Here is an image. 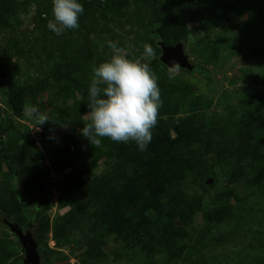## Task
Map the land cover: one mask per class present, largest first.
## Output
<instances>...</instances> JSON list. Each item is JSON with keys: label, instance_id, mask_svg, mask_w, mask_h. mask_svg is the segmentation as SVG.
<instances>
[{"label": "rangeland", "instance_id": "obj_1", "mask_svg": "<svg viewBox=\"0 0 264 264\" xmlns=\"http://www.w3.org/2000/svg\"><path fill=\"white\" fill-rule=\"evenodd\" d=\"M81 3L57 36L52 0H0V212L41 264H264V0ZM108 41L142 60L151 46L153 71L157 41L184 42L193 65L161 72L144 152L80 133ZM23 259L0 225V264Z\"/></svg>", "mask_w": 264, "mask_h": 264}, {"label": "clouds", "instance_id": "obj_2", "mask_svg": "<svg viewBox=\"0 0 264 264\" xmlns=\"http://www.w3.org/2000/svg\"><path fill=\"white\" fill-rule=\"evenodd\" d=\"M84 11L81 0H52L53 18L47 28L57 36L78 29ZM107 46L112 51L110 59L92 68L88 90L90 121L80 133L96 146L107 137L117 143L135 142L138 150L144 152L162 106L158 76L144 62L154 57L155 51L145 45L142 60L130 58L117 41H108Z\"/></svg>", "mask_w": 264, "mask_h": 264}, {"label": "water", "instance_id": "obj_3", "mask_svg": "<svg viewBox=\"0 0 264 264\" xmlns=\"http://www.w3.org/2000/svg\"><path fill=\"white\" fill-rule=\"evenodd\" d=\"M157 45L161 49L159 60L168 67H180L187 70H192L193 65L189 63L186 54L184 53V42H176L174 45H165L161 41H157ZM3 223L17 237L24 251L23 264H41L39 255L36 250V243L32 234L23 230L18 224L8 221L3 215Z\"/></svg>", "mask_w": 264, "mask_h": 264}, {"label": "trees", "instance_id": "obj_4", "mask_svg": "<svg viewBox=\"0 0 264 264\" xmlns=\"http://www.w3.org/2000/svg\"><path fill=\"white\" fill-rule=\"evenodd\" d=\"M238 5V4H237ZM223 14H224V12H223ZM236 15V13L235 12H230L229 13V15H224V17H223V20H227V19H230V18H232L233 16H235ZM159 25H160V22L159 21H157V22H155V23H153L152 25H151V29H152V33L153 34H155V36L154 37H156V39H159L160 37H158V35H156V30H157V28L159 27ZM151 33V34H152ZM153 63H154V72L157 74V76H158V79H161L162 78V75H161V72L162 71H165L166 70V66L159 60V59H155L154 61H153ZM5 165L8 167L7 168V173H5L4 174V180H5V183L11 188V189H13L14 191H16V189L14 188V186L12 185V183L10 182V179H9V176H8V172L9 171H11V168H12V166H11V164L9 163V161H6L5 160ZM107 190L106 189H102V192L103 193H105ZM93 196V195H92ZM96 198V197H95ZM17 204L19 205V207L21 208V210H22V212L24 213V216H25V218H26V221L28 220V219H30V215L28 214V213H26L24 210H23V208H22V205H21V203H20V201H17ZM0 214L1 215H3L1 212H0ZM4 216V215H3ZM5 217V216H4ZM6 218V217H5ZM7 219V218H6ZM8 220V219H7ZM8 221H10V220H8ZM10 222H13V221H10ZM13 223H15V222H13ZM0 225L1 226H3V227H6L7 228V226L3 223V221H2V217L0 216ZM21 227V226H20ZM19 241H18V239H17V237H16V244L17 245H19L20 243H18ZM21 246V245H20Z\"/></svg>", "mask_w": 264, "mask_h": 264}, {"label": "flooded vegetation", "instance_id": "obj_5", "mask_svg": "<svg viewBox=\"0 0 264 264\" xmlns=\"http://www.w3.org/2000/svg\"><path fill=\"white\" fill-rule=\"evenodd\" d=\"M22 228V227H21ZM23 230H26V229H24V228H22Z\"/></svg>", "mask_w": 264, "mask_h": 264}]
</instances>
